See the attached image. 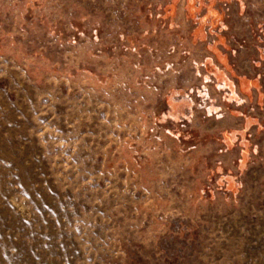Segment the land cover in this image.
<instances>
[{
  "label": "rangeland",
  "instance_id": "374dc122",
  "mask_svg": "<svg viewBox=\"0 0 264 264\" xmlns=\"http://www.w3.org/2000/svg\"><path fill=\"white\" fill-rule=\"evenodd\" d=\"M0 264H264V0H0Z\"/></svg>",
  "mask_w": 264,
  "mask_h": 264
}]
</instances>
